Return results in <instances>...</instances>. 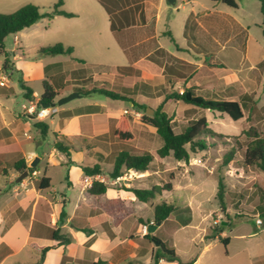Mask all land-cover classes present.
Masks as SVG:
<instances>
[{"label":"crops","instance_id":"1","mask_svg":"<svg viewBox=\"0 0 264 264\" xmlns=\"http://www.w3.org/2000/svg\"><path fill=\"white\" fill-rule=\"evenodd\" d=\"M58 1L34 0L33 3L47 7L45 13H49ZM235 1L237 7L219 0H192L190 5L170 4L167 0H62L61 9L74 13V17H44L13 34V47L5 45V51L12 55L14 77L6 88L0 89V165L7 152L12 151L14 158L24 159L28 176L18 182L22 173L15 169L10 173L2 167L0 264H36L45 247L53 248L46 252L42 264H92L98 259L105 264H155L154 253L159 245L145 238L149 232L144 227L154 224V208L163 201L191 208L192 220L187 225H178L172 217L167 219L175 223L176 231L192 226L195 207L201 210L206 200L199 186H193L187 179L180 181L174 176L172 190L148 202L125 190L164 185L167 183L162 182L165 160L173 159L156 154L162 140L155 128L142 121L143 110L130 101L106 96L102 101L94 97L100 94L83 95L79 89L105 88L153 110L163 103L177 104L176 114L162 107L174 121L179 111L190 113L202 109L166 100L169 93H182L186 88L206 98L253 100L257 104L258 91L264 89V54L258 60L253 59L250 36L252 27L261 23L260 16L248 0ZM17 2L0 0V13L19 9ZM4 7L14 8L3 10ZM262 17L264 22L263 13ZM43 21L44 32H51L56 44L72 47V54L27 57L25 48L33 35L30 30ZM3 61L0 60V68ZM18 79L32 89L36 102L44 91V81L60 92L54 102L73 92L81 97L56 104L49 118L34 119L17 109L20 100H27ZM35 87H40V93ZM124 114L131 117L135 134V140L129 144L132 153L149 151L154 160L147 171L124 168L123 175L110 178L114 168L112 157L125 148L113 136L115 123ZM206 118L211 126V119ZM39 122L48 125L46 135L34 127ZM148 127L161 140L155 149L147 147ZM136 129L143 139L139 143ZM33 136L38 137L28 141ZM29 142H34V146ZM173 160L179 165L185 163ZM31 163L35 165L33 168ZM95 165L100 166L102 173H84L83 167ZM33 170L38 176L29 174ZM43 178L46 188L40 186ZM95 180L108 186L104 194L89 192ZM216 195L214 191L212 196L217 198ZM41 198L50 205V223L46 222L42 209L37 210ZM176 198H183L184 205H176ZM145 207L152 209L150 220L141 214ZM219 208L220 204L210 205L204 210L205 216ZM167 220L153 234H159ZM57 229L69 243L52 239V232ZM225 235L224 229L210 240H220ZM227 238L230 243V237ZM209 245L205 244L203 251ZM161 260L158 264L169 262ZM179 261L198 264V256L190 261L179 258ZM179 261L173 262L179 264ZM254 264H264V259Z\"/></svg>","mask_w":264,"mask_h":264},{"label":"rangeland","instance_id":"2","mask_svg":"<svg viewBox=\"0 0 264 264\" xmlns=\"http://www.w3.org/2000/svg\"><path fill=\"white\" fill-rule=\"evenodd\" d=\"M34 0H18L19 6H24L33 3ZM249 6L254 11L258 12L260 21L258 27H252L250 44L252 46V56L254 60H258L264 54V22L261 13V4L258 0H248ZM25 2H27L25 4ZM190 5L191 2H184L177 0L175 5L185 4ZM173 5V6H175ZM38 6V5H37ZM11 8V9H9ZM4 7L3 10H12L14 7ZM41 12L45 13L47 7H40ZM16 11V10H15ZM44 21L41 25L35 26L30 30L33 35L28 39L29 46L25 48L28 58H36L40 56L38 53L42 47H48L56 44L54 36L51 32H44L46 27ZM44 25V26H43ZM4 44L6 47H13L14 35H9ZM9 54V53H8ZM12 61V55L9 54ZM0 60H4V56L0 55ZM0 87L1 88H6ZM40 93V87H35ZM96 99L105 101L104 95H95ZM257 104L254 106V111L250 117V122L247 121L248 110L245 109V117L239 121L232 120L227 114L221 112H209L205 109H197L194 112L184 113L179 111V116L175 118V128L179 130L190 119L200 118L206 116L211 119V128L224 135L223 138H205L207 149L199 151L191 155L189 163L177 164L171 158L165 160V172L162 175V182L170 181V175L178 176L180 181L187 179L193 186H199L202 190V195L205 197L206 204L200 209L195 207L193 213L192 226L176 231L175 223L167 220L159 230V238L163 241L166 236L173 239L175 250L182 261H190L192 258L198 256V264H254L261 259H264V220L257 213L256 205L260 202L261 193L264 191V172L256 167H247L243 164L242 152H239L235 159L230 163L225 164L224 159L229 155L230 150L234 147L235 140L233 137L241 135L244 129L252 126V132L264 136V89L258 91ZM26 100L18 103V111L22 112V104ZM163 109L176 114L179 105H167L163 103ZM147 108H151L147 106ZM154 109V108H153ZM146 114V113H145ZM36 128V126L34 125ZM147 137H149L148 148L155 149L159 140L152 132V128L148 127L146 130ZM139 135V130L136 129ZM0 135H2L0 133ZM38 136H33L28 141H35ZM2 138V136H0ZM143 140L141 136L139 141ZM48 141V140H47ZM161 142V140H160ZM30 146H34V142H29ZM29 146V147H30ZM6 159L0 165V183H2L3 170L10 173L14 172V163L21 158H14V152H7ZM198 160H201L198 163ZM34 163L30 164L33 168ZM38 176V175H37ZM25 179V178H24ZM22 179V180H24ZM222 181L225 190L224 205L225 210L219 208L218 211L209 216H205L204 210H207L210 205L219 207L218 199L212 196L219 190V182ZM175 204L178 206L184 205L183 198H176ZM144 205V204H142ZM141 214L146 219H151L153 216L150 207L142 208ZM260 218L262 224L257 229L256 219ZM217 221V223H215ZM227 222L228 225H223ZM228 226V227H227ZM205 227V231L202 228ZM225 229V233L230 237V243L227 247L223 245L220 240L212 238ZM203 232V233H202ZM251 233H256L252 235ZM205 234H207L205 236ZM171 240H168V243ZM210 244L206 251H203V246ZM166 264H178L177 262H168Z\"/></svg>","mask_w":264,"mask_h":264},{"label":"trees","instance_id":"3","mask_svg":"<svg viewBox=\"0 0 264 264\" xmlns=\"http://www.w3.org/2000/svg\"><path fill=\"white\" fill-rule=\"evenodd\" d=\"M232 7H237L235 0H219ZM261 3V11L264 15V0H259ZM63 2L59 0L54 6L53 10L49 13H42L39 6L28 3L12 13H0V55L4 56V61L2 68L9 73L10 78L14 77V66L10 60L9 54L5 51L4 41L9 35L16 34L26 28L33 26L40 19L48 17L53 18L56 15L64 16L67 18H72L75 16L72 12H67L61 9ZM73 48L70 46H65L62 43H57L52 46L42 47L39 49L38 53L41 55H59V54H72ZM21 88L24 90V97L28 101H35L33 91L30 87H27L21 79H18ZM43 93L38 99L39 105L54 103L55 98L60 94L59 91L49 84L47 81L43 83ZM81 94L88 95L91 93H98L104 95L111 99L116 100H126L132 102L136 108L143 110L142 121L146 124L155 128L157 135L162 140V146L156 151V154L160 158L172 157L177 161H183L189 163L191 155L199 151L207 149L205 143V138H223L221 135L215 132L211 126L210 122L205 116L198 119H191L188 123L179 130L175 128V121L173 116L158 107L154 110L152 115H147L146 106L136 104L133 98H130L122 93H117L112 90H108L101 87H92L90 89H79ZM171 99L174 101H180L186 105L194 106L197 108L208 109L210 111H217L227 114L232 120L239 121L245 117V109L248 110L247 121L250 122V117L254 111V106L256 102L250 100V102H240L234 99H220V98H206L197 95L193 90L186 88L182 93L172 92L166 96V100ZM251 99V98H250ZM36 127L42 130V134L46 135L48 130V125L46 123H36ZM113 136L116 140L123 143L125 148L117 152L112 157V162L114 163L113 171L109 174L110 178H117L123 175V169H133L137 171H147L151 168L154 155L145 151L141 154L132 153L129 148V144L135 140V134L131 127V117L124 114L117 119L113 131ZM235 140L234 147L230 150L229 155L224 159V163L228 164L239 152H242L243 164L247 167H256L264 172V136L258 135L256 132H252V126L248 129H244L239 136L233 137ZM14 169L20 174L28 171L24 159H20L14 163ZM83 171L87 175H95L102 173L99 165L93 167L85 166ZM174 178L170 175V181L162 186H155L150 189H139V188H126L125 190L131 191L135 197L142 201L148 202L152 198L157 196H162L164 191H170L173 188L171 180ZM45 178L41 181V188H46L47 185L44 184ZM108 186L100 181H93L89 192L93 195L104 194ZM217 199L223 210H225L224 199L225 190L222 181L219 182V190L217 192ZM114 202H119V200H114ZM42 209L45 213L46 222L51 221L50 213L51 208L49 203L44 199H39L37 204V210ZM257 213L264 220V191L261 193L260 202L256 205ZM38 215V214H37ZM63 213H61V216ZM174 218L178 225H187L191 222V208L176 207L171 203L163 201L157 204L154 208V224L158 222L163 223L168 218ZM88 232V231H86ZM112 236V235H111ZM145 238L149 241L156 242L159 247L154 253V262L158 264L161 259H165L169 262L179 261L178 255L172 246L170 236H166V240L163 241L159 238L157 234L147 233ZM52 239L59 240L61 244L69 243L60 231L53 230ZM221 242L225 247L229 244V238L222 239ZM53 247H45L42 250L41 257L36 264H42L45 259V254ZM193 262L183 263L179 261V264H192ZM92 264H105L101 259L93 262Z\"/></svg>","mask_w":264,"mask_h":264},{"label":"built area","instance_id":"4","mask_svg":"<svg viewBox=\"0 0 264 264\" xmlns=\"http://www.w3.org/2000/svg\"><path fill=\"white\" fill-rule=\"evenodd\" d=\"M182 1L189 2L192 0H182ZM10 81H11V78L9 76V73L1 67L0 68V87L8 86ZM54 111H55L54 106L44 107L43 105H39L38 102L36 101L31 102V101L26 100V102L22 104V113L25 116H29V117H32L38 120H44L46 118H49L54 113ZM29 138H31V136H29ZM200 162L201 160H198V163ZM29 174L32 176H36L38 172L36 170H33ZM215 223H217V221ZM256 224L260 226L262 224V220L260 218L256 219ZM147 229H148V226H145L144 230L147 231Z\"/></svg>","mask_w":264,"mask_h":264},{"label":"water","instance_id":"5","mask_svg":"<svg viewBox=\"0 0 264 264\" xmlns=\"http://www.w3.org/2000/svg\"><path fill=\"white\" fill-rule=\"evenodd\" d=\"M167 1L170 4H175L177 0H167ZM78 97H81V95L78 92H73V93H70L64 97H61L60 99H58L57 102H54L51 104H44L43 106L44 107L55 106L56 104L57 105H63L65 103H67L68 101H70L74 98H78ZM146 113H147V115H152L154 113V110L152 108H147ZM27 176H28V172H24L17 178V181L20 182L22 179L26 178ZM160 224H161L160 222H158L157 224L151 223L150 225H148V229H147L148 232L153 233ZM222 224H224V223H222Z\"/></svg>","mask_w":264,"mask_h":264}]
</instances>
